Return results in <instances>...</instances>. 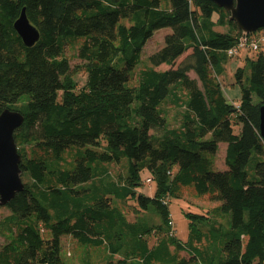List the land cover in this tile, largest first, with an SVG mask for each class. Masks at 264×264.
Returning <instances> with one entry per match:
<instances>
[{"label": "trees", "instance_id": "trees-1", "mask_svg": "<svg viewBox=\"0 0 264 264\" xmlns=\"http://www.w3.org/2000/svg\"><path fill=\"white\" fill-rule=\"evenodd\" d=\"M22 7L39 31L30 47L13 26ZM165 27L170 32L162 46L135 76L146 41ZM243 33L211 0H0V112L9 107L24 116L13 136L19 166L31 180L4 205L10 214L1 230L9 233L0 264H68L61 256L65 234L82 244H103L111 254L126 252L119 259L125 264L132 254L143 264H264V141L258 133L263 46L242 50L245 62L233 73L237 104L227 101L220 78L234 57L227 49ZM69 38H82L77 54L87 76L80 88L63 55ZM161 64L168 68L156 69ZM168 97L182 108L174 127L162 106ZM221 142L226 167L214 170ZM72 148L67 167L64 152ZM252 152L257 160L250 178ZM122 160L126 172L109 179L105 165ZM145 171L152 195L139 189ZM187 186L229 213L220 242L195 228L187 242L175 243L170 235L149 247L146 236L161 226L128 221L113 205L131 200L135 211L152 205L170 227L168 201ZM202 242L207 245L200 249ZM170 244L188 256L172 253Z\"/></svg>", "mask_w": 264, "mask_h": 264}, {"label": "rangeland", "instance_id": "rangeland-1", "mask_svg": "<svg viewBox=\"0 0 264 264\" xmlns=\"http://www.w3.org/2000/svg\"><path fill=\"white\" fill-rule=\"evenodd\" d=\"M168 0H162V4H167ZM223 28L224 27H220ZM170 32L169 27L161 28L159 30H156L145 43L142 54L140 57V62L135 67L134 75L138 73V71L145 67L146 65H149V62L147 60V57L150 53L158 49L163 44V36L165 33ZM259 34L264 33V29H258L256 31ZM82 38L74 39L69 38L67 39V43L64 46L63 55L68 58L71 66V75L73 79L76 81L77 88H80L84 85L86 81V72L83 69V60L78 57V47L81 43ZM262 50L264 53V41H262ZM191 50L188 49L185 51L180 57L176 59L177 65L180 61H182L185 56L190 52ZM241 54V55H240ZM239 56L234 57H228L227 65L225 67V71L223 74V77L221 78L222 81V90L223 92H226L229 94V89L232 91L233 84L235 78H234V69L238 65H242L245 62V54L244 52L240 51ZM168 68V65L161 64L156 67V69H166ZM189 75L191 77L196 78V75L193 71H189ZM133 83H135L133 78ZM231 98L234 101L235 97L231 94ZM162 106L167 111V118L168 123L170 127L177 126L178 120L180 118V114L182 111L181 107L176 106L170 97H168L162 104ZM151 133H154V131H151ZM207 138H210L208 135ZM104 144V142H103ZM67 149L66 151H68ZM76 148H72V150H69L68 152H64L66 163L64 162V165L69 167L72 163L73 154ZM225 151H226V144L225 143H219L218 150L215 153L214 159H213V166L212 169L214 170H221L226 167L225 165ZM257 160V155L255 152H252L251 157L249 159V162L247 164V171L249 174V177H253L255 175V163ZM106 169L110 172L109 174L111 177L109 179H114L118 175L119 172H126V164L125 161H121L118 163H108L105 165ZM141 179L142 184L141 188H139L144 194L152 195V182H146L144 179L147 176H150V173L147 171L141 173ZM22 181L24 183H29L31 180L27 174L21 173ZM144 180V181H143ZM108 180H105V183H107ZM166 200V198H165ZM167 201V200H166ZM113 205L118 206L123 214L125 215L126 219L128 221H137L138 223L147 224L149 226L155 227L160 225L161 229L153 228L151 233L146 236L147 243L149 247H153L158 244L161 238L169 237V227L168 225L164 224L163 219L161 218L160 213L153 208L152 205L149 206L148 209L135 211V207L133 205V201H120V200H114ZM219 205V201L210 199L207 195H198L195 193L192 187L187 186L181 188L179 191V197H171L168 201V210L170 213V219L173 221V228L174 233L172 236L175 237V243H183L189 241L192 235L197 232V230H208L210 231V238L214 240L217 238L220 242L221 238L224 236V233L228 230L230 226V215L229 213H220L217 210V206ZM187 212H193V213H204L208 216L207 219H199L194 218L187 214ZM10 214V210L5 206H0V246L4 244L8 240L7 234L9 233L8 229L5 228L3 231L5 233H2L1 221ZM171 227V226H170ZM15 229V226L13 227ZM174 243V244H175ZM174 244H170V250L171 252H176V247ZM61 256L67 261L68 264H125L120 263L119 259L125 258L126 252H119L118 254H111L108 251H106L105 245H87L82 244L72 236V235H62L61 237ZM207 245V243H197L196 246L200 249H203ZM214 250V249H213ZM215 251V250H214ZM179 257H187L188 253L185 250H177ZM127 264H143L139 263L137 261V258L135 255H129V257L126 259ZM150 264H164V263H158V262H151ZM165 264H177L174 262H167Z\"/></svg>", "mask_w": 264, "mask_h": 264}, {"label": "water", "instance_id": "water-1", "mask_svg": "<svg viewBox=\"0 0 264 264\" xmlns=\"http://www.w3.org/2000/svg\"><path fill=\"white\" fill-rule=\"evenodd\" d=\"M211 1L229 12V20H233L242 32L264 29V0ZM13 26L25 46L30 47L38 41L39 31L29 21L25 7L21 8ZM23 119L19 110L5 107L0 112V206L6 205L25 187L19 166L21 156L13 136ZM258 133L264 141V103L258 106Z\"/></svg>", "mask_w": 264, "mask_h": 264}, {"label": "built area", "instance_id": "built-area-1", "mask_svg": "<svg viewBox=\"0 0 264 264\" xmlns=\"http://www.w3.org/2000/svg\"><path fill=\"white\" fill-rule=\"evenodd\" d=\"M257 31V30H256ZM256 31H252L249 33H243L239 36L236 41V44L229 47L227 49V54L230 56H236L240 54V51L245 49H250L253 51H257L262 47V41H264V33L259 34ZM146 182H150V178H146ZM169 234L173 235L174 228H173V221L172 219L169 220Z\"/></svg>", "mask_w": 264, "mask_h": 264}, {"label": "crops", "instance_id": "crops-1", "mask_svg": "<svg viewBox=\"0 0 264 264\" xmlns=\"http://www.w3.org/2000/svg\"><path fill=\"white\" fill-rule=\"evenodd\" d=\"M217 18H218V13L217 12H214L212 14V20L213 21H216ZM220 27H224V29L223 28H220ZM214 28L216 30H219V31H229V28L226 27L225 25H218V24H216L214 26ZM223 93H224V95H225V97H226V99H227L228 102L234 103V104H237L238 103L239 97H240V91H239V88L237 87V85L233 86V90L232 91L229 89V94L226 93V92H223ZM231 94L233 95V97H235V100L234 101L231 98ZM221 143H223V142H221Z\"/></svg>", "mask_w": 264, "mask_h": 264}]
</instances>
